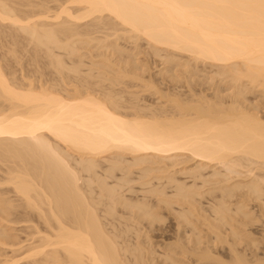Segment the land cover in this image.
<instances>
[{
  "label": "bare ground",
  "instance_id": "obj_1",
  "mask_svg": "<svg viewBox=\"0 0 264 264\" xmlns=\"http://www.w3.org/2000/svg\"><path fill=\"white\" fill-rule=\"evenodd\" d=\"M60 1L50 10L45 0H0V264L21 255L31 264H150L142 243L150 234L140 229L163 220L161 204L176 216L173 256L212 264L221 260L215 242H225L224 264H264L236 247L255 242L245 229L250 212L223 199L242 186L261 198L264 173L219 185L213 216L197 201L201 192L175 175L203 178L213 163L234 175L250 159L264 166V116L241 101L243 81L264 91V0ZM141 40L173 78L187 79L197 62L217 65L236 88L233 99L161 94L164 104L154 109L124 94L117 86L125 79L159 93L138 72ZM76 43L109 53L81 74ZM25 52L35 67L44 55L55 75L18 74L23 65H13ZM133 168L141 197L132 196Z\"/></svg>",
  "mask_w": 264,
  "mask_h": 264
},
{
  "label": "rangeland",
  "instance_id": "obj_2",
  "mask_svg": "<svg viewBox=\"0 0 264 264\" xmlns=\"http://www.w3.org/2000/svg\"><path fill=\"white\" fill-rule=\"evenodd\" d=\"M60 2H61L60 0H45L44 4L45 6L50 7V10L51 9L54 10L55 7L58 6ZM93 34H96V35H93ZM93 34H91V36L101 35V33H97V32ZM94 41L95 40H93L92 42ZM127 41L129 40H124L123 38H121L117 42L120 48L129 50L132 44ZM94 43H90L92 46L90 47L87 46V48L84 47L85 45L83 46L81 45L82 47L79 46L80 47L79 48L76 43V46H77L76 51H78V48L80 50L78 52H75L74 54L76 55L78 53L79 55L82 53L81 54V59H82L81 74H84L88 71V68L91 65L92 61H97L101 57L99 53L106 51L104 48H98V47L95 48L93 46ZM139 44L140 46H138V48L140 47V49L139 50L136 49V50L140 52L139 54L136 55V61L142 67L143 71L138 70V72L144 80L146 81L151 80L153 84L155 85V87L159 90V93L156 92L154 88L146 89L145 87H143L142 86L143 82L139 79H136V80L125 79L123 83H120L117 86V88L122 89L123 93L126 95H129L135 92L136 95H138L137 100L140 104L145 105V106L147 105L146 106L147 108L155 109L164 104V100L163 98H161V94H177V95H183V96L188 95L192 97L193 99H198L200 97H205L206 99L212 98L214 100L222 102L224 105H228L229 102L233 99V97L231 99V96H232L231 92H233L234 89L236 88H234L232 83L231 85L233 87L230 85L231 79H229L228 75H225L224 73L222 74L219 73L221 69L220 67H217V65L210 64L209 62H197V64H195L194 62L191 61V63L195 64V65L193 64V66H195L194 68H196L193 74L187 77V79H184V77L182 76L173 78L172 72L164 69L165 66L164 64H162L161 57L155 55L150 50L147 42L145 40H141ZM136 50H133V51L135 52ZM27 53L26 55L23 53L22 55H24V57L19 58L20 60H23V61L18 60V62L15 63V64L19 63L21 65L14 64L17 67V69L13 65V68L17 71L22 69V65H23V68L26 70L25 71L23 69L21 71H18V74L19 72H23V73L25 72L27 75L31 76L33 75L32 74L33 70L35 71V69L37 68V72H38L39 68H41L42 70L40 69L39 73H42L40 71H43L44 75L48 77L51 75L50 73H52V75H55L54 68L49 66L48 62H46L47 59L44 57V55H42V58L40 57L39 59L40 61L36 64L37 67H35L34 62L31 65L32 60L28 59L29 54L27 55ZM105 53L108 54L109 51L107 50ZM161 54H163V52H161ZM114 58L115 56L111 57V59H114ZM64 59H65L66 64H70L73 61L65 55H64ZM38 64L41 67H39ZM37 72H36V76L40 75ZM45 73H47L48 75ZM243 82H244V86L242 88V91H243L244 99L246 100H241L240 99L241 97H239L238 99L241 100L243 104L246 105L247 107L255 108V111H257L259 115L264 116V93H262L264 91H262L261 89H257L258 87L256 88L251 87V84H249L247 81H243ZM253 160L256 162L255 159ZM250 161L251 159L249 161L245 160V163L243 162L242 165L241 163H238V166L236 164V166H234V169L238 172V174L234 173V175L233 173H230L229 170L226 171L227 169L223 167L221 164H217V163L209 164V166L207 165L206 167H204L205 169L202 170V173H201L204 179L202 178V176L199 178L197 177V179L196 178L193 179L194 177L191 178L190 175L188 176L186 173L185 174L182 173V171L176 173L175 175H176L177 180L178 179L179 181L182 180V182L188 185L189 187L194 188L195 186V188H197V189L194 188L195 191L198 190L196 191L197 193L201 192L200 194H198V196H196L197 201L207 211V212L204 211L205 214L208 213L207 215L213 216L212 210L210 211L209 204H211V206H214L216 204L214 202H217L220 198H222L221 197L223 196L222 192L221 190L218 189L219 185L226 184V183L236 184L237 182L238 183L241 182L240 186H242L243 183L247 181L249 182L250 180H252L254 176L258 177L259 174L264 173V170H262L264 169V166L261 165V162L257 161V163H253L252 161L251 162ZM189 163H193V161L191 162L189 161ZM133 169H134L133 173L131 174L135 175L134 182H133L134 184L132 183L131 184L132 186H135L134 189L136 188L137 192H134L135 194L133 193L131 194H133L132 195L133 197H136V195L139 193L137 197H141L142 195H141V192L139 191L140 189L139 186L141 185L139 184V182L136 181L137 180L136 175H137L138 170L135 168ZM213 172H217L215 173L216 175L213 174ZM222 174H224L226 177L225 176L222 177ZM248 176H250L251 178ZM228 179L229 181H226ZM135 182L136 184H139V185H136ZM154 182H156V180H154ZM190 185H193V186H190ZM260 187L264 189V184L260 185ZM246 188L247 187L243 188L242 186V188L240 187L237 190L234 189L232 192V195L227 196V197L223 196V199L227 202V204L229 203L228 205L231 206L232 204L233 207L235 206V203H238V204L243 203L245 205L244 210H247V212L248 213L250 212L249 214H251L250 218L252 219V221L251 220L248 221L247 219L248 225L245 226V229L246 228L248 229V230L246 229V231H249L251 233V236L254 238L255 242L253 244V243H248L245 240L244 241L241 240L239 241L240 243L236 245V247L239 251H242L246 254L247 259L249 261L253 262L255 261L254 259H256L257 257L264 258V196H261V198H258V197L256 198L255 195H252L251 193L249 194L248 193L249 191ZM168 189L169 190L167 191L169 193L171 189L170 188ZM261 194L264 195V190H262ZM161 206L158 207L159 208L158 210H159V213L161 211V216H163V220L159 222H155L152 226H150L151 229H149V226H147L148 223L145 222L143 224V227L141 226L142 229H140L141 231H145L147 227L148 229H146V232L150 234L149 235L150 237H148L149 239H146V241L142 240L143 242L141 241L142 243L146 245V247L150 251H152L150 254L151 257L149 258L150 264H194L195 261L193 260V258L190 259V258H187L186 256H179V255L173 256L171 252L169 251V249L171 247H174L175 245V242H173L175 241L173 238V234H174V231L176 230L175 228H176L177 221L176 219H174L176 216L173 217L174 210L171 211L169 210V208L167 209V207H164V205L162 204ZM178 208L180 207L174 204V209H178ZM156 209L157 208H155V211ZM236 218L238 220L241 219V216L239 213L236 214ZM190 228L191 227H188L186 228V230H189ZM199 229H201V232H202V233H199V236H201L203 239L205 237V234L203 232L206 231L205 233H207V229L203 225ZM21 238L22 240H25L24 242H22V244L25 245L24 247L29 246L28 243L30 244L31 241L29 239L27 240V238L24 237V234L22 233H21ZM205 239L206 238H204V240ZM134 241L135 240H133V242ZM217 243L215 242L217 247H215L216 246L215 244H214L215 246L213 247V250L215 249L214 251L216 252L214 253V255L215 254L219 255V257L221 258L220 261L222 262L223 260L224 262L221 263L219 261L220 262L219 263L217 261H214L215 263L213 262L212 264H224L226 261L224 259H227V262L229 261L228 263H230L231 258L229 260L230 253L228 252L227 244L225 242H222V243L219 242L218 244ZM201 244L203 245V243ZM166 255L172 256L173 259L171 260V259L166 258L167 257ZM17 258L18 260L17 262H14V264H31L28 262L30 261V259L26 258L24 255H21Z\"/></svg>",
  "mask_w": 264,
  "mask_h": 264
}]
</instances>
